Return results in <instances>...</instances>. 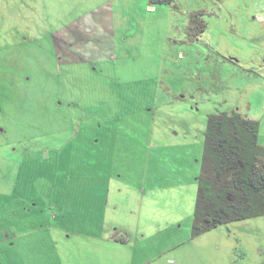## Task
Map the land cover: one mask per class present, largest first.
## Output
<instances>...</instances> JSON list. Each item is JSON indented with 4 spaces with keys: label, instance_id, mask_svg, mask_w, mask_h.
<instances>
[{
    "label": "rangeland",
    "instance_id": "374dc122",
    "mask_svg": "<svg viewBox=\"0 0 264 264\" xmlns=\"http://www.w3.org/2000/svg\"><path fill=\"white\" fill-rule=\"evenodd\" d=\"M221 112L264 146V0H0V264H264L192 231Z\"/></svg>",
    "mask_w": 264,
    "mask_h": 264
},
{
    "label": "trees",
    "instance_id": "16d2710c",
    "mask_svg": "<svg viewBox=\"0 0 264 264\" xmlns=\"http://www.w3.org/2000/svg\"><path fill=\"white\" fill-rule=\"evenodd\" d=\"M150 1L171 4L174 0ZM258 131L257 122L237 112L209 116L192 225L195 235L264 215V146Z\"/></svg>",
    "mask_w": 264,
    "mask_h": 264
}]
</instances>
